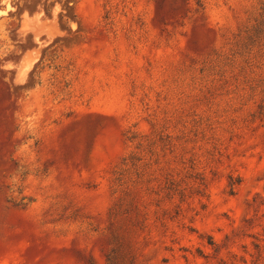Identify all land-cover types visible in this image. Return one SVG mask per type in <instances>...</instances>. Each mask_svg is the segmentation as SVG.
I'll list each match as a JSON object with an SVG mask.
<instances>
[{"label": "rangeland", "instance_id": "rangeland-1", "mask_svg": "<svg viewBox=\"0 0 264 264\" xmlns=\"http://www.w3.org/2000/svg\"><path fill=\"white\" fill-rule=\"evenodd\" d=\"M118 247L264 264V0H0V264Z\"/></svg>", "mask_w": 264, "mask_h": 264}, {"label": "trees", "instance_id": "trees-1", "mask_svg": "<svg viewBox=\"0 0 264 264\" xmlns=\"http://www.w3.org/2000/svg\"><path fill=\"white\" fill-rule=\"evenodd\" d=\"M262 113V112H261ZM121 247H118L116 250L113 251V256L109 259V264H118L119 262V250Z\"/></svg>", "mask_w": 264, "mask_h": 264}]
</instances>
